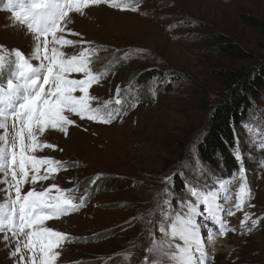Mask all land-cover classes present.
Instances as JSON below:
<instances>
[{"label": "rangeland", "instance_id": "obj_1", "mask_svg": "<svg viewBox=\"0 0 264 264\" xmlns=\"http://www.w3.org/2000/svg\"><path fill=\"white\" fill-rule=\"evenodd\" d=\"M5 3L0 0V46L5 56H11L14 49L27 56L34 37L27 33L26 26H14L11 13L3 8ZM138 3L137 12L100 5L87 9L83 16L73 13L70 32L65 33L67 39L90 41L99 49L93 57L97 59L92 64L95 72L114 62V56L120 58L118 66L91 92L99 101L114 99L119 86L122 98L129 103L127 114L110 125L72 117L76 125L70 126L67 136L49 130L41 137L55 148H44L36 155L66 163L54 179L38 182L36 189L56 184L69 190L66 194L74 196L77 203L88 195L78 211L46 224L69 236L58 249L61 255L57 264H143L149 229L157 238L160 236L156 207L165 179L179 174L189 186L200 188H209L220 180L218 170L203 164L197 153L209 123L210 105L222 87L214 71L264 59V49L260 48L264 37L242 18L264 19L263 0ZM170 25L180 26L169 30ZM220 35L232 38L255 53L257 59L240 61L222 56L216 50ZM81 47L88 45L66 46L63 50L72 55ZM136 49L146 51L137 54ZM125 53L130 57L127 60L121 59ZM155 70L161 73L139 83L143 74ZM73 78L80 77L73 74ZM112 107L117 105L113 103ZM245 123L252 126L251 134L242 127L236 134L251 198L243 211L229 219L230 228L236 231H230L225 239L217 237L211 247L212 264H264V227L256 226L247 233L241 224L245 212L253 219H264V151L259 147L264 139V132L259 130L264 128V98L251 109ZM183 150L184 157L180 158ZM236 175L239 178V172ZM109 178L121 184L129 181V185L106 187ZM175 185L173 178V206L186 196V192L177 196ZM28 188L26 185L24 190ZM3 196L0 192V198ZM14 247L15 242L8 247L0 243V264H16L18 257L10 258Z\"/></svg>", "mask_w": 264, "mask_h": 264}, {"label": "snow or ice", "instance_id": "obj_2", "mask_svg": "<svg viewBox=\"0 0 264 264\" xmlns=\"http://www.w3.org/2000/svg\"><path fill=\"white\" fill-rule=\"evenodd\" d=\"M100 5L120 11L140 10L138 0H6L3 5L11 13L14 26H26L27 33L34 37L33 48L27 56L19 49L5 56L0 46V192L4 193L0 198V243L8 247L15 242L10 258L18 257L16 264H57L61 255L58 249L69 236L46 224L78 211L86 203L84 198L75 202L74 196L66 194L69 190L56 184L40 191L36 189L38 182L54 179L66 163L36 155L44 148H55L41 137L49 130L67 136L70 126L76 125L72 117L110 125L127 114L122 111L126 100L119 86L114 99L99 101L91 92L106 77V73L95 72L92 67L99 49L92 47L90 41L65 36L70 32L68 25L73 22L71 14L83 16L87 9ZM176 26L180 25H170L169 30ZM82 44L88 47H81L76 54L68 55L63 50L66 46ZM135 51L140 54L146 50ZM129 58L125 53L121 59ZM73 74L80 78H73ZM151 94L155 97V90ZM113 103L117 107H110ZM241 127L251 134V125L245 123ZM259 130L264 132V128ZM239 143L235 137L234 159L241 181L235 209L243 211L251 198V190L244 182V157ZM259 147L264 151V139ZM164 183L166 186L156 207L160 236L157 238L149 229L143 264H165L166 261L167 264H212L210 249L217 236L236 231L228 227L223 216L235 212L221 206V196L215 188L189 186L187 182L186 196L173 206V177H167ZM260 223L264 220L253 219L248 212L241 221L247 233Z\"/></svg>", "mask_w": 264, "mask_h": 264}, {"label": "trees", "instance_id": "obj_3", "mask_svg": "<svg viewBox=\"0 0 264 264\" xmlns=\"http://www.w3.org/2000/svg\"><path fill=\"white\" fill-rule=\"evenodd\" d=\"M242 18L259 35L264 37V19L247 15H243ZM217 38L216 50L222 56L240 61H255L257 59L255 53L248 51L232 38L221 35ZM260 48L264 49V43H260ZM112 60L114 62L110 65L103 66L106 75L111 70L113 71L120 62V58L117 56H114ZM96 61L97 59H95ZM257 61L242 65L239 68L221 67L214 71L222 87L217 92L216 99L210 105L209 123L198 143L197 153L203 164H208L218 170L220 175L225 178L232 177L239 167L234 159L236 132L241 129L242 123L247 120L251 109L264 98V59ZM6 72L7 70H5ZM160 73L156 70L146 72L142 75L139 83H145L151 77ZM184 152L185 150L180 151V158L184 157ZM173 178L176 182V194L182 196L185 192L186 181L179 174H175ZM105 183L106 187L113 185L116 189L129 185V181L121 184L115 178H109ZM261 225L264 227V223L257 226L260 227Z\"/></svg>", "mask_w": 264, "mask_h": 264}, {"label": "bare ground", "instance_id": "obj_4", "mask_svg": "<svg viewBox=\"0 0 264 264\" xmlns=\"http://www.w3.org/2000/svg\"><path fill=\"white\" fill-rule=\"evenodd\" d=\"M151 133V132H150ZM156 133V132H155ZM158 134V133H157ZM144 136H145V134H144ZM156 136V135H155Z\"/></svg>", "mask_w": 264, "mask_h": 264}]
</instances>
